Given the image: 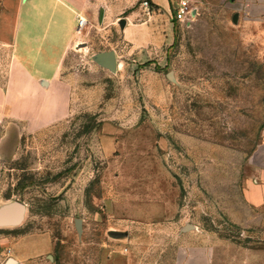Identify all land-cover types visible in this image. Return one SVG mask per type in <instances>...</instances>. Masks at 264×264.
<instances>
[{
	"label": "rangeland",
	"instance_id": "374dc122",
	"mask_svg": "<svg viewBox=\"0 0 264 264\" xmlns=\"http://www.w3.org/2000/svg\"><path fill=\"white\" fill-rule=\"evenodd\" d=\"M145 1L90 14L60 118L0 154V264H264V0Z\"/></svg>",
	"mask_w": 264,
	"mask_h": 264
},
{
	"label": "crops",
	"instance_id": "0c3cea01",
	"mask_svg": "<svg viewBox=\"0 0 264 264\" xmlns=\"http://www.w3.org/2000/svg\"><path fill=\"white\" fill-rule=\"evenodd\" d=\"M145 2L160 16L172 17L178 8V0ZM109 4V0H0V154H15L29 131L60 118L61 105L71 94L63 75L66 60L78 33L90 23V14L99 13L104 22L120 6ZM79 18L86 22L80 31ZM122 21L125 28L126 20ZM256 191L263 192L261 205L264 188Z\"/></svg>",
	"mask_w": 264,
	"mask_h": 264
},
{
	"label": "water",
	"instance_id": "95a60500",
	"mask_svg": "<svg viewBox=\"0 0 264 264\" xmlns=\"http://www.w3.org/2000/svg\"><path fill=\"white\" fill-rule=\"evenodd\" d=\"M94 59L98 65L112 72L116 70L117 65L114 53H101L95 56ZM25 212V204L18 200L10 201L0 206V229L20 226L24 221ZM7 264H14V261L9 260Z\"/></svg>",
	"mask_w": 264,
	"mask_h": 264
},
{
	"label": "built area",
	"instance_id": "2783aa9c",
	"mask_svg": "<svg viewBox=\"0 0 264 264\" xmlns=\"http://www.w3.org/2000/svg\"><path fill=\"white\" fill-rule=\"evenodd\" d=\"M190 0H178V8L176 10V15H183L184 13H186V11H188V3H189ZM145 6H147V3L145 2L144 3ZM193 13V10L191 11H188L187 14H192ZM85 20L82 19V18H79L78 20V27H77V30L80 31L84 25H85Z\"/></svg>",
	"mask_w": 264,
	"mask_h": 264
},
{
	"label": "trees",
	"instance_id": "16d2710c",
	"mask_svg": "<svg viewBox=\"0 0 264 264\" xmlns=\"http://www.w3.org/2000/svg\"><path fill=\"white\" fill-rule=\"evenodd\" d=\"M173 19V18H172Z\"/></svg>",
	"mask_w": 264,
	"mask_h": 264
}]
</instances>
